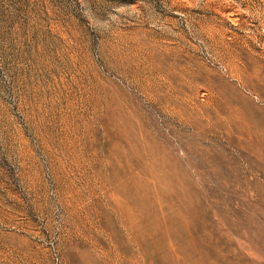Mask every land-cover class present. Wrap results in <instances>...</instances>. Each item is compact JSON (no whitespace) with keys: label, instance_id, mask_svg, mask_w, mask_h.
Listing matches in <instances>:
<instances>
[{"label":"rangeland","instance_id":"374dc122","mask_svg":"<svg viewBox=\"0 0 264 264\" xmlns=\"http://www.w3.org/2000/svg\"><path fill=\"white\" fill-rule=\"evenodd\" d=\"M0 264H264V0H0Z\"/></svg>","mask_w":264,"mask_h":264},{"label":"bare ground","instance_id":"6f19581e","mask_svg":"<svg viewBox=\"0 0 264 264\" xmlns=\"http://www.w3.org/2000/svg\"><path fill=\"white\" fill-rule=\"evenodd\" d=\"M163 187V186H162Z\"/></svg>","mask_w":264,"mask_h":264}]
</instances>
